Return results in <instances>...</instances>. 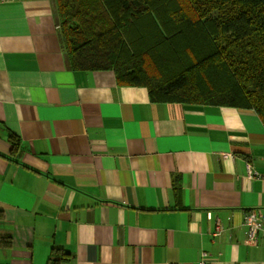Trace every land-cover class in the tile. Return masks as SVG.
Listing matches in <instances>:
<instances>
[{"label":"crops","instance_id":"crops-1","mask_svg":"<svg viewBox=\"0 0 264 264\" xmlns=\"http://www.w3.org/2000/svg\"><path fill=\"white\" fill-rule=\"evenodd\" d=\"M55 8L0 0V264H264L257 114L74 71Z\"/></svg>","mask_w":264,"mask_h":264},{"label":"trees","instance_id":"trees-1","mask_svg":"<svg viewBox=\"0 0 264 264\" xmlns=\"http://www.w3.org/2000/svg\"><path fill=\"white\" fill-rule=\"evenodd\" d=\"M52 1L74 71H113L154 103L252 110L264 125V0ZM66 260L53 249L47 264Z\"/></svg>","mask_w":264,"mask_h":264},{"label":"built area","instance_id":"built-area-1","mask_svg":"<svg viewBox=\"0 0 264 264\" xmlns=\"http://www.w3.org/2000/svg\"><path fill=\"white\" fill-rule=\"evenodd\" d=\"M229 157L233 158V156H231L230 154H226V153L223 154V158L224 159H228ZM249 224L253 227L251 229V234H250V236L252 237L254 235V229L258 226L256 220L253 217V215L249 218ZM221 231H222V226H221L220 223H217L214 236L218 235ZM204 256H206V254Z\"/></svg>","mask_w":264,"mask_h":264}]
</instances>
